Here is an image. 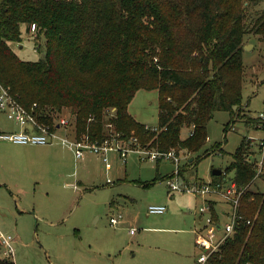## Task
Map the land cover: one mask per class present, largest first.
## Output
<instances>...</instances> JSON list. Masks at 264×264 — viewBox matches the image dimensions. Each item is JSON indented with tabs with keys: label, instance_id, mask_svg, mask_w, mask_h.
<instances>
[{
	"label": "trees",
	"instance_id": "16d2710c",
	"mask_svg": "<svg viewBox=\"0 0 264 264\" xmlns=\"http://www.w3.org/2000/svg\"><path fill=\"white\" fill-rule=\"evenodd\" d=\"M262 1L0 0V82L39 124L53 127L67 111L79 137L121 134L159 151L195 152L215 111H229L231 126L243 109V47L248 34L264 41ZM22 25L45 48L40 60L13 49ZM141 89L158 91L155 128L128 110ZM185 128L192 133L183 138ZM251 150L244 138L226 168L239 188L255 175ZM240 213L251 223L237 226L211 264H264V190H246Z\"/></svg>",
	"mask_w": 264,
	"mask_h": 264
},
{
	"label": "rangeland",
	"instance_id": "374dc122",
	"mask_svg": "<svg viewBox=\"0 0 264 264\" xmlns=\"http://www.w3.org/2000/svg\"><path fill=\"white\" fill-rule=\"evenodd\" d=\"M256 9L264 10V0ZM30 33L22 25V41L11 45L21 59L37 61L45 48L37 49ZM243 63L238 118L230 126L231 113L215 111L203 146L179 150L177 179L172 159L152 161L129 152L125 161L109 152L107 168L100 155L78 160L61 142L21 145L0 139V231L14 238V263L195 264L200 253L195 212L205 195L172 191L168 181L178 180L182 187L211 181L213 170L228 171L244 138L261 135L251 116L264 111V41L254 34L245 37ZM128 110L138 122L157 127L158 91L139 90ZM62 117L72 118L64 111L56 120ZM19 130L0 111V131ZM189 132L185 128L182 137ZM215 200L218 208H227L221 197ZM150 205H164L166 211L152 214ZM118 214L122 220L111 224Z\"/></svg>",
	"mask_w": 264,
	"mask_h": 264
},
{
	"label": "built area",
	"instance_id": "2783aa9c",
	"mask_svg": "<svg viewBox=\"0 0 264 264\" xmlns=\"http://www.w3.org/2000/svg\"><path fill=\"white\" fill-rule=\"evenodd\" d=\"M36 25L30 26V32L34 33ZM114 110V109H113ZM112 110V111H113ZM0 111L8 119L19 125L21 130L12 132H1L0 139L9 140L15 144H40L47 145L61 142L68 145L74 151L76 159H83L87 153L100 155L102 161L109 168L108 153L117 152L118 157L127 160L129 152L139 154L141 158L152 161L161 159H172L176 165L175 176H179L180 156L171 149L159 151L142 145L137 137L123 138L121 134L109 136L102 140H92L88 136H77L73 120L60 118L53 127L39 124L34 115L25 108L12 94L9 87L0 82ZM252 117L253 127L261 132L258 139L247 138L252 144V153L248 161L251 163L255 175L252 181L243 188H239L232 176L224 172V178L215 183L208 181L204 184L182 187L177 181H168L172 191H186L194 194L205 195L204 204L195 212L196 223L194 233L196 246L200 253L195 264H211L210 258L217 253L222 245L234 234L237 226L242 222L250 224L251 221L244 218L240 213L241 200L244 192L248 189L264 190V111H260ZM71 127L73 129H71ZM63 130V131H62ZM73 130L74 132H70ZM192 131L190 132L191 135ZM211 196V197H209ZM214 196V197H213ZM221 197L227 208H218L215 197ZM148 211L152 214H163L166 211L164 205H150ZM122 214L112 216L111 224L119 223ZM133 230H131V233ZM14 238L0 231V257L13 261L15 257ZM251 264V263H246Z\"/></svg>",
	"mask_w": 264,
	"mask_h": 264
},
{
	"label": "water",
	"instance_id": "95a60500",
	"mask_svg": "<svg viewBox=\"0 0 264 264\" xmlns=\"http://www.w3.org/2000/svg\"><path fill=\"white\" fill-rule=\"evenodd\" d=\"M221 173H222V170H221V169H215V170H213V172H212V174H213V175H216V176L221 175Z\"/></svg>",
	"mask_w": 264,
	"mask_h": 264
},
{
	"label": "crops",
	"instance_id": "0c3cea01",
	"mask_svg": "<svg viewBox=\"0 0 264 264\" xmlns=\"http://www.w3.org/2000/svg\"><path fill=\"white\" fill-rule=\"evenodd\" d=\"M209 197H211V196H209ZM111 217H112V216H111ZM111 217H110V218H111ZM122 218H123V216H122ZM121 220H122V219H121Z\"/></svg>",
	"mask_w": 264,
	"mask_h": 264
}]
</instances>
